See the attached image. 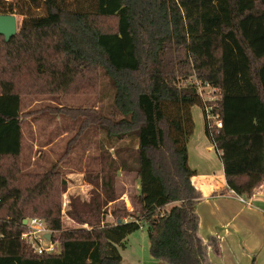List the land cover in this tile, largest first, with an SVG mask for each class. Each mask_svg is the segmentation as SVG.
<instances>
[{
  "label": "trees",
  "instance_id": "obj_1",
  "mask_svg": "<svg viewBox=\"0 0 264 264\" xmlns=\"http://www.w3.org/2000/svg\"><path fill=\"white\" fill-rule=\"evenodd\" d=\"M20 1L0 0V14L24 16L9 41L0 34V264H125L119 246L145 224L155 259L211 264L189 163L193 107L203 110L229 188L251 195L264 184V0ZM104 17L116 19L114 30L100 27ZM100 78L103 198L92 199L98 217L71 214L89 228L64 227L61 162L23 168L25 96L88 90ZM206 82L219 91L218 129L198 90ZM119 170L138 178L136 206L113 209L115 220L105 221L119 198ZM30 217L55 231L58 252L39 254L21 238Z\"/></svg>",
  "mask_w": 264,
  "mask_h": 264
},
{
  "label": "rangeland",
  "instance_id": "obj_2",
  "mask_svg": "<svg viewBox=\"0 0 264 264\" xmlns=\"http://www.w3.org/2000/svg\"><path fill=\"white\" fill-rule=\"evenodd\" d=\"M11 1L16 6H21L20 0ZM15 15L19 25L24 16ZM99 23L105 31L116 28L114 17L101 18ZM101 83L105 84V81H101L100 78L88 90L78 89L76 91L74 89L72 92L62 94L40 93L25 96L24 110H27L29 115L27 116V123L24 124L22 161L28 162V165H24L23 168L33 172L41 170L42 168L39 167L41 165L46 167L50 162L54 163L58 160L61 162V177L66 180L65 191L60 195L64 227L89 228L87 223L80 224L72 215L88 213L89 218L93 215L98 217L96 213H90L94 205L92 199L94 197L97 202L101 203L103 198L99 186L100 181L96 177L100 169L102 152V136L100 137L98 118L100 112H103L102 101L107 104V101L102 99L104 93ZM58 107L71 108V113L67 115L58 114L56 110ZM90 111L98 115L95 117L91 114L80 115V113L86 114ZM193 114L196 126L191 141L202 143L201 140H206L205 147L211 146V151L203 146L205 158H211V161L212 158L218 159L217 151L205 133V117L202 108L197 105L194 106ZM92 121L95 123L89 124L80 131L81 127ZM115 188L119 198L106 207L108 213L105 216V221L113 222L115 220V217L110 213L113 209L123 207L129 212H133L136 206L135 200L139 190V181L134 172L128 173L119 170ZM120 214L121 212H117V215ZM119 251L125 264H166L151 256L146 224L138 231L130 234L126 238L124 246H119ZM262 256L264 253L259 255L258 259ZM261 264H263V260Z\"/></svg>",
  "mask_w": 264,
  "mask_h": 264
},
{
  "label": "crops",
  "instance_id": "obj_3",
  "mask_svg": "<svg viewBox=\"0 0 264 264\" xmlns=\"http://www.w3.org/2000/svg\"><path fill=\"white\" fill-rule=\"evenodd\" d=\"M194 134L188 143L189 163L197 171L192 182L201 193L196 208L198 234L207 245L208 262L261 264L263 260L264 264V256L258 259L264 253V184L257 185L251 195L242 188L238 195L232 194L220 152L215 148L218 159L214 161L205 158L206 140L193 142ZM205 148L211 151V146Z\"/></svg>",
  "mask_w": 264,
  "mask_h": 264
},
{
  "label": "built area",
  "instance_id": "obj_4",
  "mask_svg": "<svg viewBox=\"0 0 264 264\" xmlns=\"http://www.w3.org/2000/svg\"><path fill=\"white\" fill-rule=\"evenodd\" d=\"M198 86L200 95L206 101L205 112L210 126L215 129L221 128L222 120L220 114L213 109L217 106L215 102L219 97V91L208 82L204 84L199 83ZM230 192L238 195L231 188ZM240 199L243 202H246L244 197H240ZM24 225L27 226V230L21 234V238L25 240L35 252L42 254L59 251L58 241L53 239V233L55 231L48 226L47 222L43 218H27V222ZM46 234H50L51 238L48 239Z\"/></svg>",
  "mask_w": 264,
  "mask_h": 264
},
{
  "label": "water",
  "instance_id": "obj_5",
  "mask_svg": "<svg viewBox=\"0 0 264 264\" xmlns=\"http://www.w3.org/2000/svg\"><path fill=\"white\" fill-rule=\"evenodd\" d=\"M18 31V21L15 14H0V34L5 37L6 41H9ZM27 219L24 220L26 224ZM48 239L51 238L50 234H46Z\"/></svg>",
  "mask_w": 264,
  "mask_h": 264
}]
</instances>
